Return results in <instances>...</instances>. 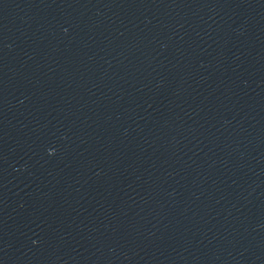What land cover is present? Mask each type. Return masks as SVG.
<instances>
[{"label":"water","instance_id":"water-1","mask_svg":"<svg viewBox=\"0 0 264 264\" xmlns=\"http://www.w3.org/2000/svg\"><path fill=\"white\" fill-rule=\"evenodd\" d=\"M0 264H264V0H0Z\"/></svg>","mask_w":264,"mask_h":264}]
</instances>
